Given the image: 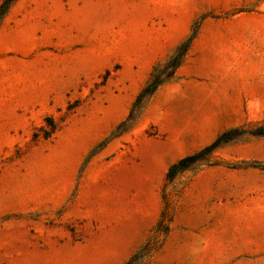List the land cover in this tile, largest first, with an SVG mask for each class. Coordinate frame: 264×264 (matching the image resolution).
<instances>
[{"label":"rangeland","instance_id":"rangeland-1","mask_svg":"<svg viewBox=\"0 0 264 264\" xmlns=\"http://www.w3.org/2000/svg\"><path fill=\"white\" fill-rule=\"evenodd\" d=\"M260 127L264 0H0V264H264Z\"/></svg>","mask_w":264,"mask_h":264},{"label":"trees","instance_id":"trees-1","mask_svg":"<svg viewBox=\"0 0 264 264\" xmlns=\"http://www.w3.org/2000/svg\"><path fill=\"white\" fill-rule=\"evenodd\" d=\"M12 1L13 0H8L9 3H11ZM195 34L196 31H194L193 34L186 41L181 43L176 48L174 53L170 56V58L166 62L154 68V71L148 83L145 85V87L142 89V91L139 93L137 97V100L134 104V109L140 110L144 102L147 100L148 97H150L155 92L158 86L161 85L164 81L173 77L177 68L182 64L188 52L191 40L193 39ZM54 128L55 127L52 126V129ZM235 131L236 129L234 130L231 129L224 132L212 144L174 163L168 171V177L172 179L177 173L188 168L192 163H195L196 161L203 159L206 155L210 154L215 148H217L221 144L234 139L237 135ZM247 131L253 135H262L264 134V127L256 128L254 130L253 129L247 130Z\"/></svg>","mask_w":264,"mask_h":264}]
</instances>
